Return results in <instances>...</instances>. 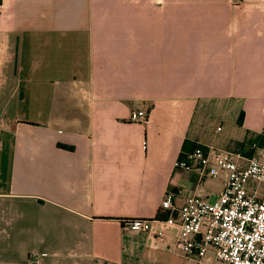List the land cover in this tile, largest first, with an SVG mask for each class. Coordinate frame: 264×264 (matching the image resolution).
<instances>
[{
    "label": "crops",
    "instance_id": "0c3cea01",
    "mask_svg": "<svg viewBox=\"0 0 264 264\" xmlns=\"http://www.w3.org/2000/svg\"><path fill=\"white\" fill-rule=\"evenodd\" d=\"M198 144L264 145V0H0V264H212L122 222L216 198Z\"/></svg>",
    "mask_w": 264,
    "mask_h": 264
},
{
    "label": "built area",
    "instance_id": "2783aa9c",
    "mask_svg": "<svg viewBox=\"0 0 264 264\" xmlns=\"http://www.w3.org/2000/svg\"><path fill=\"white\" fill-rule=\"evenodd\" d=\"M145 108H135L129 120L145 121ZM247 156L213 145H196L174 161L175 170L195 171L201 177L223 179V188L209 201L188 195L176 206L166 193L160 210L165 220L126 219L129 229L162 236L175 229L173 248L184 258L203 262L213 254L212 264H264V145L252 147ZM262 155V157H261Z\"/></svg>",
    "mask_w": 264,
    "mask_h": 264
},
{
    "label": "trees",
    "instance_id": "16d2710c",
    "mask_svg": "<svg viewBox=\"0 0 264 264\" xmlns=\"http://www.w3.org/2000/svg\"><path fill=\"white\" fill-rule=\"evenodd\" d=\"M181 157L182 156L180 155L179 158H181ZM167 216H168V213L167 212L162 211V210L159 209L158 213L156 214L155 219L156 220H165L167 218ZM122 222H124V220H122Z\"/></svg>",
    "mask_w": 264,
    "mask_h": 264
},
{
    "label": "rangeland",
    "instance_id": "374dc122",
    "mask_svg": "<svg viewBox=\"0 0 264 264\" xmlns=\"http://www.w3.org/2000/svg\"><path fill=\"white\" fill-rule=\"evenodd\" d=\"M240 2H243V3H247V2H255V1H258V0H239Z\"/></svg>",
    "mask_w": 264,
    "mask_h": 264
}]
</instances>
